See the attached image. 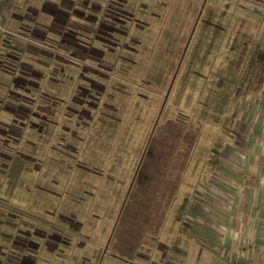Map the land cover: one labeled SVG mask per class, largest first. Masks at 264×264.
Instances as JSON below:
<instances>
[{"label": "rangeland", "instance_id": "374dc122", "mask_svg": "<svg viewBox=\"0 0 264 264\" xmlns=\"http://www.w3.org/2000/svg\"><path fill=\"white\" fill-rule=\"evenodd\" d=\"M0 4L2 264H178L193 238L231 256L240 116L264 115V6ZM177 145L178 195L164 179Z\"/></svg>", "mask_w": 264, "mask_h": 264}, {"label": "crops", "instance_id": "0c3cea01", "mask_svg": "<svg viewBox=\"0 0 264 264\" xmlns=\"http://www.w3.org/2000/svg\"><path fill=\"white\" fill-rule=\"evenodd\" d=\"M258 100L260 99L255 101ZM246 104L251 105V102L248 101ZM258 115L255 117L254 114L247 112L240 116L243 131L240 137L245 136L246 139L240 147V153L245 158L246 168L243 170V178L240 179L239 195L233 198L236 199L237 206L239 203L243 221L239 228L231 227L224 243L225 250H230L231 253L233 251V254L226 258L220 257L219 261H216L214 251L206 249L202 240H196L191 236L195 240V248L193 245L183 247L181 244L179 245L181 249L173 251L179 254L178 264H222L224 258L228 259L225 262L229 264H264V115H261V120ZM211 164L214 168L219 166L214 161ZM189 248L192 250H188ZM249 248L255 250L253 258L249 257L247 251ZM160 251L167 254L163 246H160ZM166 257L163 255L168 261L166 264H177L171 263ZM2 263L0 258V264ZM19 264H22L21 261Z\"/></svg>", "mask_w": 264, "mask_h": 264}, {"label": "trees", "instance_id": "16d2710c", "mask_svg": "<svg viewBox=\"0 0 264 264\" xmlns=\"http://www.w3.org/2000/svg\"><path fill=\"white\" fill-rule=\"evenodd\" d=\"M249 2L258 3L262 6H264V0H247ZM6 32V31H5ZM4 33L0 31V34ZM186 155V151L182 149L181 146L177 145L175 147L172 157L170 158V163L167 166L166 175H165V191L168 194H173V192L178 193V190H180V187L183 185V178H184V169L185 166H183V158L182 156ZM178 195V194H177ZM177 195H174L177 196Z\"/></svg>", "mask_w": 264, "mask_h": 264}, {"label": "built area", "instance_id": "2783aa9c", "mask_svg": "<svg viewBox=\"0 0 264 264\" xmlns=\"http://www.w3.org/2000/svg\"><path fill=\"white\" fill-rule=\"evenodd\" d=\"M0 31L5 32V28H4V19L2 16V8H1V4H0Z\"/></svg>", "mask_w": 264, "mask_h": 264}]
</instances>
